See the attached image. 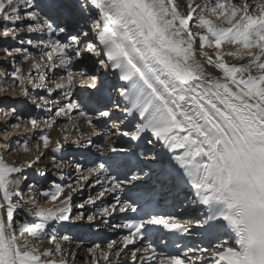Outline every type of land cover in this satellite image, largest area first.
<instances>
[{
    "label": "snow or ice",
    "instance_id": "obj_1",
    "mask_svg": "<svg viewBox=\"0 0 264 264\" xmlns=\"http://www.w3.org/2000/svg\"><path fill=\"white\" fill-rule=\"evenodd\" d=\"M4 84L0 264H264V0H0Z\"/></svg>",
    "mask_w": 264,
    "mask_h": 264
},
{
    "label": "bare ground",
    "instance_id": "obj_2",
    "mask_svg": "<svg viewBox=\"0 0 264 264\" xmlns=\"http://www.w3.org/2000/svg\"><path fill=\"white\" fill-rule=\"evenodd\" d=\"M25 68L27 69V65H25ZM100 73H97V75H99ZM9 83H11V81H9ZM77 83L79 84L80 83V81H79V78L77 79ZM88 83H90V81H87V80H85L84 81V84L85 85H87ZM0 86H2V87H8V85L7 84H4V85H0ZM81 91V93H82V91H83V89H81L80 90ZM79 98V96L77 97V99ZM25 127L26 126H24V127H22L21 129H17V130H13L14 131V133L15 132H20V131H24V129H25ZM82 130H84V131H90L86 126H82ZM51 135L53 136V138H55L57 135H58V133H57V131H53L52 133H51ZM113 139L114 140H117V138L116 137H113ZM117 143L119 144L120 143V141L119 140H117ZM73 151H75V149H73ZM157 151H159V149H157ZM111 155H116V154H111ZM9 159H11V157H9ZM69 159H80V157L79 156H75V157H69ZM50 163V161H48V160H45L44 161V165H48ZM42 169L43 170H45V171H47L48 172V174H49V176L52 178V179H55V177L54 176H52L51 174H52V171H53V169H51V168H46V167H44L43 165H42ZM79 199V198H78ZM110 229H108L105 233H104V235L102 236V237H105V236H107V235H111V231H109ZM92 244V242H88L87 240H82V241H75V240H73V243H72V250L74 251V252H79V255H80V257H86V251H85V249L88 247V246H90ZM77 264H80V262L79 261H77Z\"/></svg>",
    "mask_w": 264,
    "mask_h": 264
},
{
    "label": "rangeland",
    "instance_id": "obj_3",
    "mask_svg": "<svg viewBox=\"0 0 264 264\" xmlns=\"http://www.w3.org/2000/svg\"><path fill=\"white\" fill-rule=\"evenodd\" d=\"M0 87H2V86H0ZM62 123H63V121H62Z\"/></svg>",
    "mask_w": 264,
    "mask_h": 264
}]
</instances>
